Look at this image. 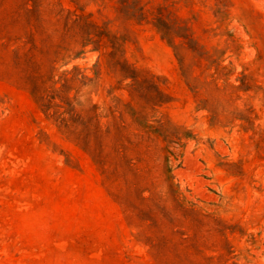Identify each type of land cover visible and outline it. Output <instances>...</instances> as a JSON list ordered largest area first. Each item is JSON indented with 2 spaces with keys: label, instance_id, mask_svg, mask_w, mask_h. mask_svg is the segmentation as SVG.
Here are the masks:
<instances>
[{
  "label": "rangeland",
  "instance_id": "1",
  "mask_svg": "<svg viewBox=\"0 0 264 264\" xmlns=\"http://www.w3.org/2000/svg\"><path fill=\"white\" fill-rule=\"evenodd\" d=\"M45 1L91 24L66 31L44 16L38 39L83 51L56 61L54 78L77 67L80 99L124 111L136 175L109 146L102 174L0 47V264H264V0ZM17 2L0 0V27ZM126 104L172 143L133 136Z\"/></svg>",
  "mask_w": 264,
  "mask_h": 264
},
{
  "label": "trees",
  "instance_id": "2",
  "mask_svg": "<svg viewBox=\"0 0 264 264\" xmlns=\"http://www.w3.org/2000/svg\"><path fill=\"white\" fill-rule=\"evenodd\" d=\"M44 16L60 23L66 31L81 21H83V28L89 24L85 22L83 15L66 10L59 3L55 5L45 0H18L16 9L12 11L8 21L0 27V47L11 49V64L17 75L16 81L28 90L45 118L52 121L67 139L90 155L102 174L106 172L108 158L106 148L109 146L112 154L136 175L135 162L128 155L134 143L128 133L129 126L122 124L124 111H118L114 106L108 107L106 112H98L100 108L98 104L85 101L87 99H80L85 82L77 78V67L64 70L56 79L54 78L56 61L65 62L72 57H77L83 51L65 55L61 53L62 47L59 45H54L53 51H50L44 41L38 39L44 30L42 26ZM83 33L85 37L83 46H85L91 39L88 31L83 30ZM103 35L101 31L94 33L96 39L91 42L95 44V48L100 47ZM163 36L168 37L166 33ZM167 39L169 43L172 42L171 38ZM115 53L116 48L113 47L110 54L114 57ZM125 74L128 73L125 71ZM126 76L134 80L135 85L142 90L140 93L143 97L152 104L157 103V96L150 93V89L157 90V87L146 80L136 81L138 75L134 72L131 75H125V78ZM83 78L92 80L86 76ZM72 91H74L73 96L70 95ZM131 95H133L132 91ZM125 106L128 108L125 112L129 114L136 126L134 129L140 133L133 136L148 143H153L158 137L172 143L164 125L159 120L151 124L149 115L147 111H143V108L139 111L129 104ZM117 112L119 115L116 114ZM104 117L109 119L107 125L101 123ZM168 146L167 144L158 148V151L172 154ZM164 161L169 162L168 154H165Z\"/></svg>",
  "mask_w": 264,
  "mask_h": 264
}]
</instances>
